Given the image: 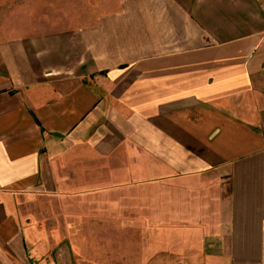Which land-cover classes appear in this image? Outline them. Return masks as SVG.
I'll list each match as a JSON object with an SVG mask.
<instances>
[{"label":"crops","instance_id":"0c3cea01","mask_svg":"<svg viewBox=\"0 0 264 264\" xmlns=\"http://www.w3.org/2000/svg\"><path fill=\"white\" fill-rule=\"evenodd\" d=\"M113 7L0 35V264H74L22 211L62 192L85 194L86 231L140 232L106 261L264 264V0Z\"/></svg>","mask_w":264,"mask_h":264},{"label":"rangeland","instance_id":"374dc122","mask_svg":"<svg viewBox=\"0 0 264 264\" xmlns=\"http://www.w3.org/2000/svg\"><path fill=\"white\" fill-rule=\"evenodd\" d=\"M114 0H0V35L6 39L13 37H28L31 35H52L60 31H70L84 28L92 24V20L97 15L103 13L104 10H114ZM107 4V5H106ZM81 191V190H77ZM85 194H76L75 192L61 194H43L34 193L31 197L22 204V211L27 216L26 220L31 228L37 233V239L50 246L51 249L60 248L57 253L66 252L71 249L74 264H182L181 257L175 253L172 263L159 262L156 263L152 258L130 256L122 257L124 262H114L113 259L118 257H110L106 261L101 256V246L109 244L110 247L117 250L118 245L126 243L130 245L132 240H139V233L136 231H105L94 230L86 231L84 229ZM95 201L96 200H92ZM94 204L92 203V206ZM75 208H80L82 214L81 219L76 221L71 220V212L76 211ZM75 214V213H74ZM73 214V215H74ZM77 217V216H76ZM97 221L101 220L100 215L93 216ZM71 222L74 223L75 230L71 227ZM87 234L93 241H90V246H93V254L85 258L86 249L85 239ZM146 234H149L146 232ZM79 242V246L73 247V242ZM182 237L175 233V245L181 244ZM76 243V242H75ZM114 245V246H112ZM61 246V247H60ZM177 246V245H176ZM176 249L181 252V246ZM133 250V247L128 248ZM58 255V254H57Z\"/></svg>","mask_w":264,"mask_h":264}]
</instances>
